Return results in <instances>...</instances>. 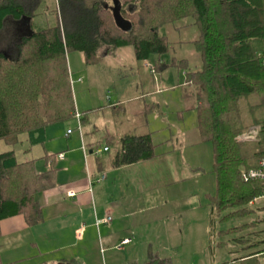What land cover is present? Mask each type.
<instances>
[{"label": "trees", "instance_id": "1", "mask_svg": "<svg viewBox=\"0 0 264 264\" xmlns=\"http://www.w3.org/2000/svg\"><path fill=\"white\" fill-rule=\"evenodd\" d=\"M45 1L0 0V26L8 17L35 18ZM57 2L62 26L58 23L24 35L16 44L14 57L0 51V141L11 147L26 144L28 152L45 142L50 124L75 118L66 61L69 49L80 50L88 62H95L104 47L111 51L131 46L138 60L157 54L161 67L168 47L158 27L191 19L193 23L177 29L191 24L200 28L194 44L202 64L195 69L186 65L185 95L197 103L202 139L213 147L215 191L208 195L211 233L215 215L220 221H229L245 211L239 203H251L264 193V182L242 179L244 171L257 167L264 158V0H121L122 14L132 22L130 31L121 32L107 2ZM128 5L136 11L131 6L127 10ZM184 61L188 62L184 59L179 65ZM111 105L106 107H122ZM102 108L81 111V126L88 122V112L94 114ZM257 126L259 140L237 139ZM118 141L120 149L111 159L116 167L155 157L149 133L125 134ZM57 155L46 153L38 159L54 164ZM38 159L18 161L13 148L0 151V223L16 215L32 224L40 218L38 194L56 184L58 168L39 172ZM237 230V226L229 227L219 233L228 237ZM232 240L241 246L230 251L231 259L218 264H264V229ZM0 264H4L1 256ZM147 264L173 262L151 257Z\"/></svg>", "mask_w": 264, "mask_h": 264}, {"label": "crops", "instance_id": "2", "mask_svg": "<svg viewBox=\"0 0 264 264\" xmlns=\"http://www.w3.org/2000/svg\"><path fill=\"white\" fill-rule=\"evenodd\" d=\"M28 26L39 30L35 18L29 21L6 18L0 32L13 28L14 35L0 51L15 50L16 54V44L29 34ZM157 63L153 64L157 67ZM188 63L184 61L181 65L186 67ZM160 68L156 83L146 93L111 101V106L121 104V114L134 110L135 115L127 121L125 129L115 131L111 120L101 127L92 124L86 131L82 127V133L79 131L74 137L73 131L68 133L70 128L47 127L45 135L50 140L45 139L47 143L38 158L46 153L58 155L54 164L41 160L42 166L37 169L58 168L56 184L38 194L41 216L37 222L29 223L23 215L1 221L0 256L4 264H138L143 254L147 264L158 251L183 245L180 221L185 213L200 211L204 220L209 208L207 195L214 192L215 178L206 176L204 157L197 151L204 145L197 103L186 97L185 79L178 84L168 63L164 62ZM137 100L143 102L138 107L136 103L129 106ZM107 110L110 113L112 107ZM147 133L155 145V157L118 167L111 163L120 149V137ZM100 139L117 140L119 148L111 153L109 145L102 147L97 143ZM205 177H209L211 184L208 188ZM201 179L202 191L195 187ZM263 199L262 194L254 200ZM168 204L176 207L173 212L177 220L159 229V217L174 219L175 214L165 209ZM157 207L162 209L158 211ZM108 217L111 219L106 221ZM160 258L171 259L167 255Z\"/></svg>", "mask_w": 264, "mask_h": 264}, {"label": "rangeland", "instance_id": "3", "mask_svg": "<svg viewBox=\"0 0 264 264\" xmlns=\"http://www.w3.org/2000/svg\"><path fill=\"white\" fill-rule=\"evenodd\" d=\"M101 1L105 3L107 2L109 6L112 5V0ZM130 6L131 5H128L126 9L128 10ZM131 10L136 11L135 6H131ZM57 11L59 12L57 0H46L41 8V13L35 17V27L40 30L52 27L58 23L62 26L61 17H58ZM126 17H129V15L126 14ZM191 22L193 23L194 20L183 19L177 23L161 24L158 27V32L160 35L165 36L168 47V51L165 52L167 53V56H161L164 59H162L163 63L165 62L170 65L169 69L176 74V81L178 84L182 81L184 82L185 78H183V72L187 69V67L179 65V62L182 61L183 58L189 61V67L192 69L199 68L202 64L201 53L197 50L194 44V41L200 34L199 25L191 24L177 29L178 26ZM118 30L121 32V29ZM13 35V28H7L5 31H1L0 48L4 47L2 46L3 44L12 41ZM106 51H108V48H102L100 50V54L102 55H99V59L95 62H88L85 54L80 50L69 49L66 53V61L70 74V85L75 100L76 110L80 113L81 111H88L92 108L103 106L99 112H94V114H92V112L87 113L89 119L88 122H85L86 124L84 123L85 125L83 126V129L85 131L86 127L90 128L92 124L101 127L103 123L111 120L114 122L111 125L115 127V131L118 132L121 131V129H125L124 127L128 126L127 121H129V119L132 120L131 117L135 115L134 110L130 109L129 114H126V112L121 114L120 109H112V111L108 113L107 109L109 107L106 106H109L111 101L116 102L121 98L125 99L137 93H146L147 88L156 83L155 78H158L162 70L158 63L157 67L153 64L156 61L159 62L157 54L152 55L148 60H138L136 59L133 47L131 46L113 48L108 55H103ZM9 54L14 57L15 50H11ZM153 67H156V70H152ZM141 102L143 101H133L129 106L132 107L133 104L136 103V106L138 107ZM131 110H133V112ZM134 118H136V116L133 117V119ZM49 126H54L55 129H61L62 126L65 129L70 128L73 131L74 137H77L80 134L76 118L53 123ZM258 132V126L250 127L245 133L239 135L237 139L239 141L254 142L259 140ZM245 135L247 137H245ZM248 136H250L249 139ZM46 140L48 141L50 139L46 138ZM110 141L108 139H100V145L102 147L106 144L109 145L111 153H114L119 148V145L116 143L117 140L112 139ZM46 143L47 142L36 144L27 152L25 151L27 147L26 144H18L17 146L11 147L6 145L3 141H0V151L13 148L18 161H26L34 158L38 159L40 155L39 153L43 149V145ZM203 143V147H199L197 151L199 153L201 152V156L204 157L202 158V163L204 164L203 167L206 168L204 173L206 172V176L210 175L214 177V173L212 172V143L209 141H203ZM192 150L193 149L189 151ZM192 155L195 156V152H192ZM189 157H191L190 153ZM36 162V168L42 166L43 162L40 159L36 160ZM38 169L37 171H42ZM204 181L207 183V188L209 185L211 186L209 183V177H205ZM199 182L200 185H195V187L202 191L203 180L201 179ZM212 187L213 191H215V183ZM238 206L239 208H245V211L242 212V214L235 215L229 221H220L219 217L215 215L216 223L212 233L210 224L211 212L209 213L210 206L209 208H206L207 216L204 220L200 211L191 210L189 213H185L184 219L180 221L183 223L181 226L184 232L183 245H180L173 250L158 251L156 256L151 257L167 255L171 257L173 264H218L224 260L231 259L233 256L230 251L241 246V244H238L233 240L231 241V238L239 237L240 235H245L247 233L252 234L253 232L255 233L264 229V199L257 202L254 200L253 205L251 203H239ZM160 209H162V207L157 210L160 211ZM165 209H168V212L175 214V212H173L176 211L174 210L176 209L174 205L172 206L168 204L165 206ZM173 217L174 219H163L159 217V229L165 228L170 221L177 220L176 214ZM236 226L239 227V230L228 237H224L219 233L221 230ZM164 239L165 236H162L161 240L163 241ZM149 259L147 261H149ZM144 261L146 260L143 254V258L137 263L144 264Z\"/></svg>", "mask_w": 264, "mask_h": 264}, {"label": "built area", "instance_id": "4", "mask_svg": "<svg viewBox=\"0 0 264 264\" xmlns=\"http://www.w3.org/2000/svg\"><path fill=\"white\" fill-rule=\"evenodd\" d=\"M75 118L78 121L79 131L82 133V127H81V122H80L81 114L77 110L75 111ZM71 132H72V130L68 131V133H71ZM245 137H247V136L245 135ZM249 138H250V136H248V139ZM61 157H63V156H61ZM242 179L245 182H249V181H262V182H264V158H262L259 161V165L257 167H254V168H251L247 171H244L242 174ZM263 195H264V193H263ZM110 219H111V217H108L106 219V221H109ZM125 242H128V241H125Z\"/></svg>", "mask_w": 264, "mask_h": 264}, {"label": "water", "instance_id": "5", "mask_svg": "<svg viewBox=\"0 0 264 264\" xmlns=\"http://www.w3.org/2000/svg\"><path fill=\"white\" fill-rule=\"evenodd\" d=\"M114 21L118 28L123 31H130L132 29V22L125 18L122 14V2L121 0H112V5L110 6ZM29 33L33 31L30 26H28Z\"/></svg>", "mask_w": 264, "mask_h": 264}]
</instances>
